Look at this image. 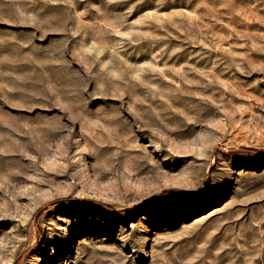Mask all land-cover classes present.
Returning <instances> with one entry per match:
<instances>
[{
    "label": "rangeland",
    "instance_id": "rangeland-1",
    "mask_svg": "<svg viewBox=\"0 0 264 264\" xmlns=\"http://www.w3.org/2000/svg\"><path fill=\"white\" fill-rule=\"evenodd\" d=\"M0 264H264V0H0Z\"/></svg>",
    "mask_w": 264,
    "mask_h": 264
},
{
    "label": "bare ground",
    "instance_id": "bare-ground-1",
    "mask_svg": "<svg viewBox=\"0 0 264 264\" xmlns=\"http://www.w3.org/2000/svg\"><path fill=\"white\" fill-rule=\"evenodd\" d=\"M10 187V186H9ZM2 189V188H1Z\"/></svg>",
    "mask_w": 264,
    "mask_h": 264
}]
</instances>
